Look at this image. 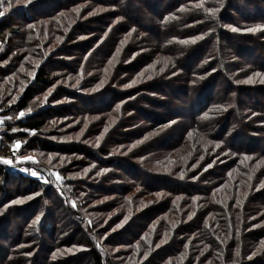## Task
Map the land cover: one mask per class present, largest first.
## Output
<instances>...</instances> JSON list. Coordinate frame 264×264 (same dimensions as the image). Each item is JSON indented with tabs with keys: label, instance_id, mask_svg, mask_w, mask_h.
Listing matches in <instances>:
<instances>
[{
	"label": "trees",
	"instance_id": "16d2710c",
	"mask_svg": "<svg viewBox=\"0 0 264 264\" xmlns=\"http://www.w3.org/2000/svg\"><path fill=\"white\" fill-rule=\"evenodd\" d=\"M200 2L3 0L0 10L12 7L0 17V119H11L0 124V157L14 163H0V264H264V189L242 198L264 175L253 165L264 162V31L231 30L264 25V0ZM86 3L116 8L121 22L103 40L93 21L80 22ZM115 56L129 63L105 71ZM141 72L123 87L122 75Z\"/></svg>",
	"mask_w": 264,
	"mask_h": 264
},
{
	"label": "snow or ice",
	"instance_id": "6c2138e0",
	"mask_svg": "<svg viewBox=\"0 0 264 264\" xmlns=\"http://www.w3.org/2000/svg\"><path fill=\"white\" fill-rule=\"evenodd\" d=\"M16 2H17V4H22L24 7H27V4L30 3L31 0H16ZM2 5H3V0H0V7H2ZM195 6H196L197 8H203V7H204L203 0H201V2H200V3H197ZM222 6H223V5H222V3H221V7H222ZM11 7H12V4L9 3L8 6H7V8H3V10H0V17H3V16L5 15V12H7ZM184 10H185V9H184L183 7H181V8L179 9V11H184ZM73 11L78 12V9H73ZM204 11L207 12V13H209V14L214 15L215 13H217V12L219 11V9H218V8H204ZM91 14H92V13H89V15H91ZM61 15H64V14L61 13ZM166 19H167V18H166ZM28 27H29V28H33L34 25L29 24ZM231 30L234 31V32H237V31H246V32L264 31V25H260V26L253 27V28H248V29H239V28H236V27H232ZM131 31H135V29H132ZM204 35H206V34H202V35H199V36H196V37H191V38H188V39L182 40V41H180V43H183V44H187V43H189V42H191V43H195L196 40H198V39H203V38H204ZM80 38H81V39H84L85 37H80ZM118 53H119V49L117 50V54H118ZM114 59H115V57H113V59H110V60H109V65H111V64L113 63V60H114ZM38 66H39V65L37 64L36 67H38ZM105 71H107V69H105ZM29 74H30V75H34V72L29 73ZM173 74H175V73H173ZM143 75H144V73L141 72V73H140L135 79H133L129 84L124 85V87H131V86H134V85L140 80V78H141ZM255 75H256V76H261L262 74L259 73V72H257V73H255ZM202 78H203V77H201V79H202ZM69 79H74V78H73V77H69ZM148 79H151V77L149 76ZM248 82H251L250 79H249ZM261 82L264 83V80H262ZM57 83H60V81H58ZM79 83H80L79 79L76 78V85H74V86H78ZM104 83H105V81H104V80H101V81H100V82H99L94 88H92V89H85L84 91H89V92H95V91H98V90L104 85ZM238 83H239V81H238ZM54 87H55V85L53 86V88H50V89L44 94V99H43L42 103H46V102H47V98H48L49 95H51V92L53 91ZM36 99L39 100L40 97H37ZM61 102H62V101H55V103H61ZM122 103H123V102H121L120 104H117V105H116V107H115V111H116V112H120L121 107H122ZM0 110H2V109H0ZM225 110H226V109H225ZM27 112H28V113H31V112H32V108H31V107L28 108V109H27ZM129 114H131V113H129ZM24 116H25V112H24V111H20V112L18 113V118H21V117H24ZM3 119H11V117H5V118H3ZM3 119H0V124L3 123ZM96 119H99V117L97 116ZM55 123H56V121H52V124H53V125H55ZM172 123H175V121H170V122H169V124H172ZM84 127L86 128L87 125L85 124ZM13 131H16V129H13ZM107 131H108V127L105 126V128H104L103 132L101 133V135L97 137L96 143L93 144V147H97V148H98V147L100 146V141L103 139V135H104V133H106ZM32 134H35L34 131L32 132ZM81 134H82V131H81ZM147 138H148V137L146 136L145 139H147ZM84 143H92V142H91V141H88V140H85ZM20 146H21V141H16L15 144L13 145V148L18 149ZM217 146H219V145H217ZM121 147H123V146H121ZM130 150H131V149H129V151H130ZM117 152H119V149L114 150V152H113V153H110V155H112V154H116ZM123 154H124V155H127L126 152L123 153ZM33 159H34V157H32V156H22V157H19V160H21V161H31V160H33ZM0 163L6 164V165H13L14 161H13V159H11V158L0 157ZM209 166H211V165H209ZM95 167H96V164H95V163L91 164V166H90L89 168H86V169L84 170L85 175L87 174L88 171L91 170V168H95ZM21 170H22V171H25V172L31 171V175H32V176L37 177V178H38L39 180H41L42 182L50 183V181H47L46 178L41 177V176L38 174V172L35 171V170H30V169H27V168H24V169H21ZM105 171H108V170H107V169H101L100 172L97 173V175H100V174H102V173L105 172ZM57 179H61V177L59 176V174H57ZM181 179H183V175H181ZM262 186H264V184H262ZM137 190H139V189H137ZM38 194H39V193H34V194H32V195H30V196H28V197L18 198L17 200L12 201V203H14V204L23 203L24 200H26V199H32L34 195H38ZM105 199H108V197H106ZM72 207H73V208L76 207L75 202L72 203ZM41 215H43V214L41 213ZM189 218H191V217H189ZM39 219H40V216H37V217H36V220L34 221V223L38 222ZM127 219H128V217H125V218H124V221L121 222V225H117V227L122 226V224H123L124 222H126ZM112 230L115 231V228H113ZM164 242H166V241H165V240H161L160 243H164ZM137 246H138V245H137ZM159 246H160V244L158 243V244L156 245V247H159ZM262 247H264V244H262ZM236 255H237V256L240 255V252H239L238 249H237V251H236ZM255 255H256V252H253L248 258L251 259L252 256H255ZM144 258H145V259L147 258V253H145Z\"/></svg>",
	"mask_w": 264,
	"mask_h": 264
},
{
	"label": "rangeland",
	"instance_id": "374dc122",
	"mask_svg": "<svg viewBox=\"0 0 264 264\" xmlns=\"http://www.w3.org/2000/svg\"><path fill=\"white\" fill-rule=\"evenodd\" d=\"M79 7V15H80V22H82V23H88V22H92L91 24H92V29H99L100 30V32H98L97 34H96V36L95 37H97V39H105L106 37H107V35H108V33L111 31V29L114 27V25H116V24H118V23H120L121 22V19L120 18H118L119 16L116 14V8H114V7H110V6H107V5H104L103 7H98L96 10H90L89 8H88V3H86V4H83V5H80V6H78ZM84 8V9H83ZM82 9H83V13H82ZM98 12H101V16L97 19V20H91V18H93V16L95 15L94 13H98ZM89 13H92L91 15H89ZM104 13V14H103ZM95 23V24H94ZM104 29H106V30H104ZM98 35V36H97ZM120 51H121V49H119V53H120ZM133 55V54H132ZM125 57H121L120 56V59H119V57L118 56H115V59L113 60V63H112V70L115 68V65H127L128 63H129V61L128 60H126V62H125ZM115 61V62H114ZM108 66H110L109 65V61L107 62V64H106V69H108ZM150 66H148V68H149ZM121 77H123L122 78V80H125L124 82H122V84H124V83H126V84H129L133 79H135V78H132L131 79V77H129V78H127V76L126 75H122ZM120 81H119V78H118V81H117V83H119ZM125 84V85H126ZM124 87V86H123ZM129 87H125V89H128ZM167 94V96L169 97V93L167 92L166 93ZM178 114V113H177ZM179 115V114H178ZM175 123H172V124H170V125H174ZM169 127V126H168ZM153 128V127H152ZM160 130V129H159ZM154 131H156V130H154ZM0 138H2V127L0 126ZM207 142V143H206ZM201 143L203 144V145H205V147L207 148V147H212V148H221V149H224V147L220 144V142H212V141H210V142H208L207 140H203V141H201ZM14 145V144H13ZM12 145V146H13ZM217 145H219V146H217ZM21 147H22V143H21V146L18 148V149H15V148H13L12 149V151H14V152H16V154H19V152H20V149H21ZM194 151H195V149H194ZM184 152H186L187 154H189L190 156L192 155V153H193V150H192V148H189V153H188V147L186 148V150L184 151ZM194 154H198V153H193V155H192V158H191V160H193V159H198L199 158V156H196V157H194ZM227 155V154H226ZM33 157V156H32ZM147 159V158H146ZM251 159V158H250ZM31 162H32V164H34L35 165V163L37 164L38 163V161H37V159L34 157V159L33 160H31ZM173 162H174V160H173ZM194 163V162H193ZM40 165H41V167H49L48 165H44V164H41V163H39ZM207 162H205V163H203V165H202V167H201V169L204 171L203 173H205V171H207L208 169H205L207 166ZM253 165H255V169H260V168H263L264 167V162L263 161H260V162H257V163H253ZM219 166V165H218ZM234 168V167H233ZM233 168H231V169H233ZM23 169V168H22ZM50 169H55V168H50ZM230 169V170H231ZM229 170V171H230ZM48 171H50L49 170V168H48ZM55 172H56V170H55ZM22 173H24V174H26L27 172H25V171H23ZM58 174V173H57ZM26 175H29V174H26ZM257 181H258V185H261V186H258V187H254V188H251V185H249V184H246V185H244L243 186V202H245L246 200L247 201H251L252 200V198L253 197H255L254 195H256L258 192L260 193V192H262V189H264V186H262V184H264V175L262 176H258L257 177ZM241 187H242V185H239L238 183H236V184H234L233 185V187H231L230 189L232 190L233 189V191L235 192V196H237V198H239L240 196H241V194H242V189H241ZM155 195H157V194H155ZM153 197V196H152ZM240 204V203H239ZM258 220H255V222H253V223H256ZM120 225V224H119ZM117 227V226H116ZM115 227V231L118 229V228H116ZM111 231L109 232V233H111V232H114L112 229H110ZM28 252H31V251H28ZM19 255H21V253H18ZM59 254H64V253H62V252H55L53 255H55V259L56 260H59V258H60V256H56V255H59Z\"/></svg>",
	"mask_w": 264,
	"mask_h": 264
},
{
	"label": "built area",
	"instance_id": "2783aa9c",
	"mask_svg": "<svg viewBox=\"0 0 264 264\" xmlns=\"http://www.w3.org/2000/svg\"><path fill=\"white\" fill-rule=\"evenodd\" d=\"M1 141H2V140H1V138H0V145H1ZM57 183H60V181H59V180H57Z\"/></svg>",
	"mask_w": 264,
	"mask_h": 264
}]
</instances>
